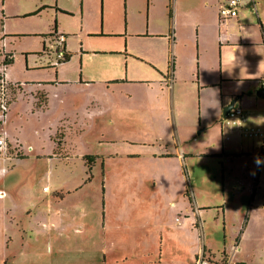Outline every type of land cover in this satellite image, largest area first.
Masks as SVG:
<instances>
[{
  "label": "rangeland",
  "instance_id": "374dc122",
  "mask_svg": "<svg viewBox=\"0 0 264 264\" xmlns=\"http://www.w3.org/2000/svg\"><path fill=\"white\" fill-rule=\"evenodd\" d=\"M3 4L0 51L12 55L14 63L8 72H14L21 81L26 78L25 55L29 72L37 64L48 68V54L40 55L44 46L54 58L55 47L46 36L54 31L55 24L57 32L67 39L78 35L71 40L79 45L81 37L85 39L82 28L86 32H109L119 20L127 21L128 4L117 0H5ZM66 11L69 16L59 14ZM90 42L119 46L120 41ZM32 89L26 86L16 93L18 99L12 103L7 123L11 153L19 157L10 159V173L0 181L10 194L5 203L0 201V264H158L159 234L163 225L172 224L167 206L164 208L165 198L181 202L184 182L192 198L211 206L202 214L203 233L210 237L216 252L225 242L234 244L235 239L233 224L224 229L218 207L232 208L233 219L236 209L244 208L245 213L249 207L256 209V225L242 255L249 264H264V252L253 257L248 251L254 238L264 239V175L251 202L252 193L248 192L254 166L247 164V157L236 159L232 168L227 165L229 189L240 194L234 199L229 195L226 200L222 170L223 162H227L219 156L188 159L184 168L189 181L180 174L177 160H151L150 152L159 150L158 145L152 146L154 139H163L172 152L176 142L168 124L159 121V128L148 127L141 118L119 114L120 110L132 113L135 98L123 99L115 121L108 116L89 117L87 106L97 110L92 94L90 99L88 93L61 88L54 97V89L49 88L48 102L45 90ZM208 135L192 141L194 152L217 151L218 136ZM84 155L95 158L91 170ZM184 238L179 236L162 246L167 257L162 264H195L192 250L183 251L194 247L199 239L194 235Z\"/></svg>",
  "mask_w": 264,
  "mask_h": 264
},
{
  "label": "crops",
  "instance_id": "0c3cea01",
  "mask_svg": "<svg viewBox=\"0 0 264 264\" xmlns=\"http://www.w3.org/2000/svg\"><path fill=\"white\" fill-rule=\"evenodd\" d=\"M117 1L128 4L125 24L119 20L117 26L108 28L109 32H86L82 28L80 32L85 39L81 37L79 45L71 40L78 35L67 39L69 60L53 69L46 68L42 63L29 72L28 57L25 55L26 78L16 80L17 75L11 72V81L22 85L21 88L31 86L32 90L42 89L46 93L47 89L53 88L54 97L58 96L57 91L61 88L88 93L90 99L92 94L96 98L92 103H97V110L86 107L90 118L95 115V118L108 116L116 121L119 117L118 107L123 99L135 98L132 113L120 110L119 114L131 119L141 118L142 122H147L145 124L148 127L159 128L156 125L159 121L164 125L168 124L176 142L175 151L172 152L170 145L165 144L163 139H154L152 146L154 148L158 145L159 150L150 152L151 160H177L180 174L189 181L184 168L188 159L219 156L227 162H223L222 173L228 200L229 195L234 199L240 193L229 189L231 174H228L227 165L232 168L236 159L247 157V164L254 166L248 192L252 193L251 202L254 201L258 194L257 187L264 175V163L257 166L254 162L257 157L264 160V135L243 136L237 126L229 124L223 118V109L235 98L238 99L236 105L242 106L248 114L246 126L264 133V98L257 94L261 90L259 83L264 75V0H240L239 16L224 23L221 22L219 13L228 0ZM3 3L5 0H0V4L4 5ZM58 10L57 8V12ZM1 13L4 17V10ZM68 13L69 11L59 14L67 16ZM59 14L57 13V19ZM57 28L55 24V29L58 30ZM129 38L143 41L131 43ZM107 39L119 40V46L90 42ZM135 86L148 89L140 90ZM21 88L14 92L12 103H16ZM47 95L49 102L50 93ZM142 96L145 98H139ZM76 117L74 119L78 120V116ZM7 121L9 122V115ZM208 132L210 138L211 134L218 136L217 151L194 152L193 149L196 148H192V141ZM86 156L89 155L83 156L84 161ZM14 158L11 156L0 160V167L8 170L0 176V181L10 173L8 165L10 159ZM152 181L155 185V180ZM47 187L51 191L49 186L45 189ZM0 188L4 190L1 186ZM188 189L189 186L184 182L181 202L169 199V196L165 198L164 208L167 206L165 209L172 224L163 225L159 234L161 247L158 264L167 259L162 246L179 236L185 239L184 237L193 235L199 241L194 243V247H185L188 249L183 252L189 253L188 250H192L195 264L201 257L208 260L209 264H249L242 254L247 246L245 241L254 224L256 225V209L249 207L246 213L244 208L236 209L237 217L233 219L230 216L232 208L218 207L222 209L224 229L233 224L235 239L234 244L228 246L225 242L222 250L216 252L210 243V237L203 233L202 214L210 210L211 206L198 202V198L196 200L192 195L187 196ZM262 194L264 196V190ZM9 197L10 194L6 192V196L0 197V201L5 203ZM199 233L202 236L198 237ZM248 251L253 257L263 253L264 239L254 238Z\"/></svg>",
  "mask_w": 264,
  "mask_h": 264
},
{
  "label": "built area",
  "instance_id": "2783aa9c",
  "mask_svg": "<svg viewBox=\"0 0 264 264\" xmlns=\"http://www.w3.org/2000/svg\"><path fill=\"white\" fill-rule=\"evenodd\" d=\"M240 0H228L225 5L220 9V20L221 22H227L233 17L239 16ZM47 38H50L51 44L54 45V58H51L50 51L44 46L43 51L40 55L43 57L47 53L50 60L47 61L48 67H57L64 64L68 58V52L66 48L67 36L63 33H58L57 30L51 32ZM12 58L11 54L0 51V160L8 159L11 156L15 158L19 155L12 154V150L9 145L7 136V119L10 112V107L13 102L14 92L19 91L22 85L14 83L9 77L8 61ZM260 88L264 89V75L260 80ZM229 124L237 126L241 134L245 137H253L258 135H264L259 130L249 129L246 126L248 120V114L242 106L235 105L230 110L228 117L225 119ZM261 132V133H260ZM7 168L0 167V176L7 172ZM6 196V192L0 188V197ZM197 264H209L208 260L203 257L197 260Z\"/></svg>",
  "mask_w": 264,
  "mask_h": 264
},
{
  "label": "water",
  "instance_id": "95a60500",
  "mask_svg": "<svg viewBox=\"0 0 264 264\" xmlns=\"http://www.w3.org/2000/svg\"><path fill=\"white\" fill-rule=\"evenodd\" d=\"M257 94L261 97L264 98V89H261L257 92ZM238 99H234L229 105H227L224 109H223V118L226 119L228 117V114L230 112L231 109L234 108V106L237 104Z\"/></svg>",
  "mask_w": 264,
  "mask_h": 264
},
{
  "label": "trees",
  "instance_id": "16d2710c",
  "mask_svg": "<svg viewBox=\"0 0 264 264\" xmlns=\"http://www.w3.org/2000/svg\"><path fill=\"white\" fill-rule=\"evenodd\" d=\"M54 30H56V29H54ZM69 60V56H68V58H67V61ZM12 62H13V58H11L9 61H8V66H11L12 65ZM48 68H55V67H48ZM95 161V158H94V156H86L85 157V162H86V165L87 166H89V169L91 170V166L95 163L94 162ZM186 195L187 196H189V193L187 192L186 193ZM241 233H242V231H241ZM240 233V234H241ZM240 236V235H239ZM237 240H239V237H238V239Z\"/></svg>",
  "mask_w": 264,
  "mask_h": 264
},
{
  "label": "clouds",
  "instance_id": "9594fccd",
  "mask_svg": "<svg viewBox=\"0 0 264 264\" xmlns=\"http://www.w3.org/2000/svg\"><path fill=\"white\" fill-rule=\"evenodd\" d=\"M254 162L257 166H260L262 163H264V160H261L259 157H257Z\"/></svg>",
  "mask_w": 264,
  "mask_h": 264
},
{
  "label": "bare ground",
  "instance_id": "6f19581e",
  "mask_svg": "<svg viewBox=\"0 0 264 264\" xmlns=\"http://www.w3.org/2000/svg\"><path fill=\"white\" fill-rule=\"evenodd\" d=\"M47 189V188H46Z\"/></svg>",
  "mask_w": 264,
  "mask_h": 264
}]
</instances>
